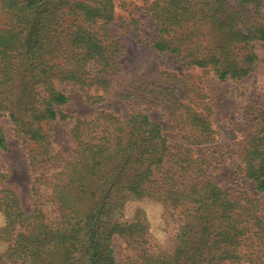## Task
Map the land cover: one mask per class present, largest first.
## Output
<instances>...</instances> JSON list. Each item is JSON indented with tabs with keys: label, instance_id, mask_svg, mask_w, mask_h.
I'll use <instances>...</instances> for the list:
<instances>
[{
	"label": "trees",
	"instance_id": "16d2710c",
	"mask_svg": "<svg viewBox=\"0 0 264 264\" xmlns=\"http://www.w3.org/2000/svg\"><path fill=\"white\" fill-rule=\"evenodd\" d=\"M147 21L158 30L152 49L175 56L182 75L147 81L126 69L124 37ZM257 43L264 0H0V148L16 137L33 177L29 211L0 186V264H264V85L243 109L236 189L211 178L220 132L204 86L254 73ZM69 89L130 113L76 118L66 155L53 124L71 119ZM132 200L162 207L174 246L157 242L145 211L124 215Z\"/></svg>",
	"mask_w": 264,
	"mask_h": 264
},
{
	"label": "rangeland",
	"instance_id": "374dc122",
	"mask_svg": "<svg viewBox=\"0 0 264 264\" xmlns=\"http://www.w3.org/2000/svg\"><path fill=\"white\" fill-rule=\"evenodd\" d=\"M157 32V27L147 21L140 30L131 29L129 35L124 37L126 52L123 59L126 69L147 81L160 80L164 71L183 74L181 63L175 56L161 54L152 49L150 42L157 36ZM256 53L260 59L259 65L256 71L244 80L238 82L220 81L213 76L204 79V86L210 95V102L214 110V125L220 132L219 142L208 153L215 160V167L210 172L211 178L227 189H236L238 185L236 183L238 171L234 153L238 152L244 139L241 131L243 109L251 103L258 87L264 85V43L256 44ZM67 94L70 100L64 106V111L71 116V119L53 124L56 150L66 155H70L74 149L70 139V130L76 118H91L98 108L109 109L125 117L130 113L128 107L119 100L108 99L100 104L92 105L85 100L84 95L79 90L69 89ZM151 115L166 129L169 127L167 118L162 117L160 112L153 110ZM70 120L71 122H69ZM1 124L4 125L7 132H11L12 124L8 118L2 119ZM167 134L176 137L170 131ZM0 169L4 175L3 180H0V186L17 192L21 198L22 206L29 211L32 206L30 183L33 177L27 153L16 137L10 135L8 148L6 150L0 148ZM251 185V189H253L254 185ZM260 200L264 218V194L260 195ZM137 209L145 211L151 232L157 242L165 249L174 246L172 238L164 227L162 207L146 200H132L128 202L124 215L131 217ZM3 225L4 216L0 212V228ZM113 247L117 262L122 263L128 255L125 243L116 237L113 241ZM7 248L8 243L0 238V255L4 254Z\"/></svg>",
	"mask_w": 264,
	"mask_h": 264
}]
</instances>
